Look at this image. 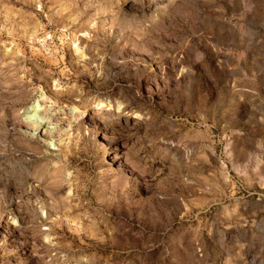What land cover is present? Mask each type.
Masks as SVG:
<instances>
[{"label": "rangeland", "instance_id": "374dc122", "mask_svg": "<svg viewBox=\"0 0 264 264\" xmlns=\"http://www.w3.org/2000/svg\"><path fill=\"white\" fill-rule=\"evenodd\" d=\"M0 264H264V0H0Z\"/></svg>", "mask_w": 264, "mask_h": 264}, {"label": "bare ground", "instance_id": "6f19581e", "mask_svg": "<svg viewBox=\"0 0 264 264\" xmlns=\"http://www.w3.org/2000/svg\"><path fill=\"white\" fill-rule=\"evenodd\" d=\"M24 119L27 121V123H31L32 125L35 124L37 128H39L40 131H43L47 127V122L40 118L38 114L32 112L31 110L26 112ZM31 126V125H30Z\"/></svg>", "mask_w": 264, "mask_h": 264}]
</instances>
